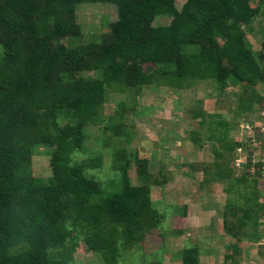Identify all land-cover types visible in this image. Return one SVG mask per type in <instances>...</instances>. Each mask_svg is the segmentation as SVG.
Here are the masks:
<instances>
[{
    "label": "trees",
    "instance_id": "16d2710c",
    "mask_svg": "<svg viewBox=\"0 0 264 264\" xmlns=\"http://www.w3.org/2000/svg\"><path fill=\"white\" fill-rule=\"evenodd\" d=\"M253 2L187 0L178 10L176 0H0V264H73L81 244L103 264L134 258L133 264L160 263H144L142 251L148 235L162 226L152 189L165 177L140 160L139 185L133 186L132 162L126 153L117 154L116 142L110 148L115 177L105 185L94 172L104 168L101 157H78L88 152V129L100 126L113 91L139 93L154 84L182 89L207 73L220 98L234 84L241 94L238 112L264 113L258 92L264 44L257 52L248 39L262 15ZM93 3L116 7L109 33L67 47L64 39L83 34L78 6ZM161 18H170V24L155 25ZM199 104L189 140L201 144L206 136L217 145L214 162L192 170L203 172V185L231 181L222 231L234 244L224 262L243 264L241 242L262 239L261 191L256 179L240 183L250 173L234 174L232 122L216 115L218 123H207ZM120 108L128 106L123 102ZM116 115L122 120V112ZM113 127L120 137L123 128ZM43 148L51 158L52 176L46 180L31 172ZM256 207L259 217L252 211ZM200 245L183 248L182 264H201Z\"/></svg>",
    "mask_w": 264,
    "mask_h": 264
},
{
    "label": "rangeland",
    "instance_id": "374dc122",
    "mask_svg": "<svg viewBox=\"0 0 264 264\" xmlns=\"http://www.w3.org/2000/svg\"><path fill=\"white\" fill-rule=\"evenodd\" d=\"M186 1L176 0L177 9L181 10ZM251 6H259L262 10V15L253 21L254 32L248 34L250 43L259 52L258 46L264 44V0H254ZM77 17L84 28L82 36L62 42L73 49L103 39L109 33V23L117 18V9L111 4H81L77 8ZM170 21V18H161L155 25H168ZM262 61L261 68L264 70V59ZM181 71L183 75L187 74L184 69ZM205 75L182 89L169 84H154L144 86L139 93L131 90L111 92L108 103L101 111L100 126L88 129L85 142L88 152L78 157V160L101 157L104 168L94 172L105 185L115 177L110 170L114 162L110 148L116 142L117 154L126 153V158L132 162L129 177L133 186L139 185L140 160H148L150 169L165 177L164 184L152 189V199L163 215V222L161 229H155L147 237L142 251L146 254L144 263L182 264L179 253L195 243L201 244V264H225V254L233 251L229 246L234 244V239L222 231L223 212L231 199L227 192L231 181L224 179L203 185V172L192 170L193 166L213 163L214 146L217 145L206 136L203 144H194L189 140L196 129L193 119L199 103L204 109L199 115L207 123H218L221 119L232 122L229 140L236 146L233 153L234 174L240 177L250 173L249 178L240 183L253 184L252 180L256 179L261 191L259 202H264V113L238 112L241 94L234 90V84L220 98L216 84L207 73ZM258 92L264 96V83L258 86ZM123 102L128 106L124 111L120 108ZM117 112H122V120L118 119ZM216 115H220L221 119ZM113 124H120L123 128L120 137L115 136ZM47 151L40 149L32 160L34 178L46 180L52 176L51 158L46 155ZM252 211L255 216L261 214L257 207ZM259 223L262 239H244L241 242L243 264H254V260L264 264V215L259 218ZM132 260L135 261V258L128 259L126 264H133ZM73 264L103 262L81 244L74 253Z\"/></svg>",
    "mask_w": 264,
    "mask_h": 264
},
{
    "label": "crops",
    "instance_id": "0c3cea01",
    "mask_svg": "<svg viewBox=\"0 0 264 264\" xmlns=\"http://www.w3.org/2000/svg\"><path fill=\"white\" fill-rule=\"evenodd\" d=\"M253 263H254V264H256V263L258 264V262H257V261H255V260L253 261ZM260 263H263V262H261V261H260V262H259V264H260Z\"/></svg>",
    "mask_w": 264,
    "mask_h": 264
}]
</instances>
